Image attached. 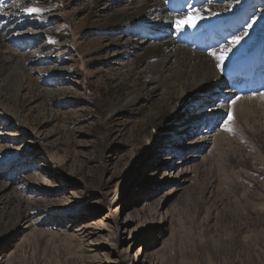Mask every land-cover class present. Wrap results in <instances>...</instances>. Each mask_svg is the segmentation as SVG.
Instances as JSON below:
<instances>
[{
    "label": "rangeland",
    "instance_id": "374dc122",
    "mask_svg": "<svg viewBox=\"0 0 264 264\" xmlns=\"http://www.w3.org/2000/svg\"><path fill=\"white\" fill-rule=\"evenodd\" d=\"M138 1L0 15V264H264V0H163L175 44L224 57L201 99L139 71L153 36L121 46Z\"/></svg>",
    "mask_w": 264,
    "mask_h": 264
},
{
    "label": "bare ground",
    "instance_id": "6f19581e",
    "mask_svg": "<svg viewBox=\"0 0 264 264\" xmlns=\"http://www.w3.org/2000/svg\"><path fill=\"white\" fill-rule=\"evenodd\" d=\"M25 1L17 0L11 4L7 3L8 5L1 3L3 8L0 11L3 12L2 16L5 17V20L9 21L17 16L29 14L25 11L26 8L29 9ZM110 1L112 0H104V3ZM135 4L133 10L116 15L114 18L117 21L113 23L120 24L116 25L115 28L122 30L119 39L123 40L121 42L123 49L138 47L136 41L131 37L133 33L153 36L159 40H155L150 46L144 47L142 54H138L137 66L141 68L139 71L152 74L161 82L165 76H170L176 81H180L182 94L191 90L198 96L197 99L203 98L210 88L220 84L219 80H222L223 77L216 68L218 61L215 62L219 60L217 57L220 56L214 59L210 56L203 57V54L199 52L175 44L171 27L177 18L167 10L163 0H140ZM43 10L45 11V8ZM40 14L36 16L37 19L47 20L49 17L46 12ZM10 29L12 28L0 29V47L7 44L5 38L9 36ZM7 55L8 58L13 59L15 52L10 50ZM171 113L174 114V118L168 119L167 124L172 123L175 128L181 116L172 109Z\"/></svg>",
    "mask_w": 264,
    "mask_h": 264
},
{
    "label": "snow or ice",
    "instance_id": "6c2138e0",
    "mask_svg": "<svg viewBox=\"0 0 264 264\" xmlns=\"http://www.w3.org/2000/svg\"><path fill=\"white\" fill-rule=\"evenodd\" d=\"M2 8H3V5L0 4V9H2ZM25 11H26L27 13H29V14H33V13H38V12H40L41 10H40V9H36V8H31V9L26 8ZM187 11H188L189 13H195L200 19L203 18V17H200L199 12L195 9L194 6H189L188 9H187ZM2 14H3V12L0 11V15H2ZM179 23H180V22L177 21V24H178V25H179ZM188 26H189V27H195L196 25H195V23L193 22V23H190ZM236 43H239V38H237ZM212 55L215 56L216 54H215V53H212ZM217 58L221 61V63H223V59H224V57L221 56V57H217ZM228 130L230 131L231 129H228Z\"/></svg>",
    "mask_w": 264,
    "mask_h": 264
}]
</instances>
